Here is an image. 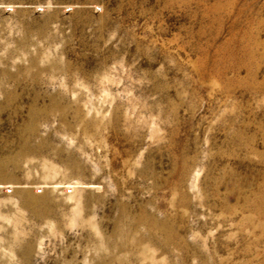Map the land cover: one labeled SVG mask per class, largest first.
<instances>
[{"label": "rangeland", "instance_id": "1", "mask_svg": "<svg viewBox=\"0 0 264 264\" xmlns=\"http://www.w3.org/2000/svg\"><path fill=\"white\" fill-rule=\"evenodd\" d=\"M0 264H264V0H0Z\"/></svg>", "mask_w": 264, "mask_h": 264}]
</instances>
